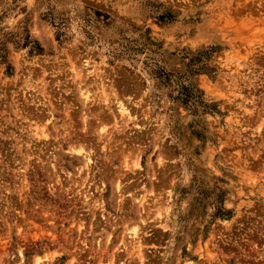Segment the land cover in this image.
Here are the masks:
<instances>
[{
	"label": "rangeland",
	"instance_id": "rangeland-1",
	"mask_svg": "<svg viewBox=\"0 0 264 264\" xmlns=\"http://www.w3.org/2000/svg\"><path fill=\"white\" fill-rule=\"evenodd\" d=\"M38 261L264 264V0H0V264Z\"/></svg>",
	"mask_w": 264,
	"mask_h": 264
},
{
	"label": "bare ground",
	"instance_id": "bare-ground-1",
	"mask_svg": "<svg viewBox=\"0 0 264 264\" xmlns=\"http://www.w3.org/2000/svg\"><path fill=\"white\" fill-rule=\"evenodd\" d=\"M84 98H87V96L86 95H84ZM119 110H120V112L122 111H125V108L124 107H119ZM117 119V118H116ZM78 150V149H77ZM78 152V151H77ZM133 234V233H132ZM135 237V236H134ZM38 260V259H37ZM37 264H39V261L37 262Z\"/></svg>",
	"mask_w": 264,
	"mask_h": 264
}]
</instances>
